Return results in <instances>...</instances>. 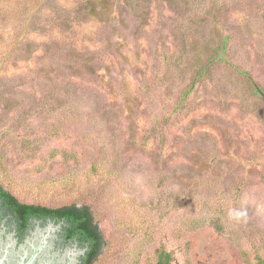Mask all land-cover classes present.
<instances>
[{
  "label": "rangeland",
  "instance_id": "1",
  "mask_svg": "<svg viewBox=\"0 0 264 264\" xmlns=\"http://www.w3.org/2000/svg\"><path fill=\"white\" fill-rule=\"evenodd\" d=\"M212 63L182 101L193 63ZM264 0H0V182L89 205L94 264L264 257Z\"/></svg>",
  "mask_w": 264,
  "mask_h": 264
},
{
  "label": "trees",
  "instance_id": "2",
  "mask_svg": "<svg viewBox=\"0 0 264 264\" xmlns=\"http://www.w3.org/2000/svg\"><path fill=\"white\" fill-rule=\"evenodd\" d=\"M226 53V40L222 44L220 50L211 54L205 64H202V55L196 57L193 63V71L195 79L191 82L189 88H186L182 101H184L195 87L198 79L203 78L214 62H226L228 59ZM259 93L263 94L264 90L254 86ZM0 200L7 210L12 213L15 220L25 225L30 218H47L50 217L56 221H64V229L66 235L76 236L81 245L88 244V250L82 256L80 264H94L102 253L105 246L104 233L99 223L95 220L91 207L87 204L79 205L77 203H69L60 206H47L42 204L22 202L10 190L6 189L0 182ZM22 225V227H23ZM21 227V228H22ZM154 259L147 264H172L175 261V252L168 247L165 242H161L155 249ZM256 264H264V257H259Z\"/></svg>",
  "mask_w": 264,
  "mask_h": 264
},
{
  "label": "water",
  "instance_id": "3",
  "mask_svg": "<svg viewBox=\"0 0 264 264\" xmlns=\"http://www.w3.org/2000/svg\"><path fill=\"white\" fill-rule=\"evenodd\" d=\"M60 228L61 223L53 221L43 227L38 223L22 243H18L15 232L8 233L5 241L0 237V264H78L86 248L74 245L64 251L55 250L54 240Z\"/></svg>",
  "mask_w": 264,
  "mask_h": 264
},
{
  "label": "flooded vegetation",
  "instance_id": "4",
  "mask_svg": "<svg viewBox=\"0 0 264 264\" xmlns=\"http://www.w3.org/2000/svg\"><path fill=\"white\" fill-rule=\"evenodd\" d=\"M51 221L55 222V224L61 223V228L57 230V237L54 240L55 250L60 249L64 251L66 248L73 247L74 245H77L78 248H86L85 253L78 257L81 260L78 263L80 264L82 262V256H84L88 250V244L83 246L80 244L76 236L66 235V231L63 227V220L56 221L50 217L45 219L32 217L25 225H23L15 220L12 213L7 210L0 200V237L3 241L7 239L6 236L8 233L15 232V237L18 239V243H22L25 241L27 236L32 234L38 223L43 227Z\"/></svg>",
  "mask_w": 264,
  "mask_h": 264
}]
</instances>
